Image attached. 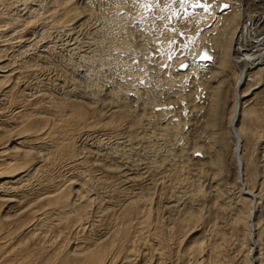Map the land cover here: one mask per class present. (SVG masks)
<instances>
[{"label":"rangeland","instance_id":"1","mask_svg":"<svg viewBox=\"0 0 264 264\" xmlns=\"http://www.w3.org/2000/svg\"><path fill=\"white\" fill-rule=\"evenodd\" d=\"M61 1L0 0V19L9 20V16L16 19L6 26L11 28L7 29L9 31H1L2 40L10 42L6 43L7 54L3 57L9 68L18 65L21 71L17 78L19 85L11 88L12 97L16 94L17 98L11 97V100L18 102L10 101V106L3 100L0 107L5 110L2 109L4 112H0V116L9 114L11 117L16 109H30V105H36V97L43 99L42 102L50 98L82 104L84 110H90L85 112L87 121L98 118L101 121L110 114L115 116H111L110 123L101 129L83 125V121L67 126L63 136L57 131L58 134H50L52 137L44 136L42 148L48 152L47 161L37 159L39 164L42 160L46 163L44 161L39 173L23 182L27 188L21 186L23 183L19 185L23 189L17 187V194L31 190L27 194L32 196L33 191L38 192L35 187L40 184L37 181L43 182L42 186L46 184L38 186L40 192L67 180L78 183L86 188L78 195L91 196L94 202L91 206L96 204L94 209L102 208L91 215L98 222L99 216L105 220L101 219L92 227L90 223L84 225V233L95 238L110 227L113 215L109 212L114 211L115 216L131 199L147 200V204L152 205L149 204L151 212L159 209L157 215L161 214L160 222L167 230L173 225L172 217L180 214L178 210L188 206L199 207L202 211L210 208L208 213L212 214L209 217L213 221L217 214L213 205L218 203L215 206L218 205V209L220 206L223 213L219 220L228 223L237 212L239 197L248 189L249 217L252 218H249L252 225L249 232L253 239L252 234L256 235L264 226V131L261 125L253 124L256 138H252L253 135L252 139L242 141L244 146L239 154L243 158V168L239 174L234 155L235 140L228 124L239 91L248 94L242 99L246 100L245 105L264 108V63L249 69L247 83L235 90L238 68L232 62L224 67L220 65L221 46H217L216 40L232 28L226 23L227 17L237 14L233 24L236 29L234 51L243 49L257 53L263 43L264 0H66L74 4L76 17L80 18L76 22L74 18L58 20L57 3ZM12 7L15 8L11 10ZM22 18L31 21L26 23ZM216 89L218 115L212 126L208 114ZM43 112L49 121L57 116L51 109ZM6 120L5 125L13 127L9 119ZM241 127L249 129L245 124ZM260 132L258 138L256 134ZM55 134L58 136L53 137ZM67 134L73 151L68 157H62L53 151L55 144L52 142L58 138L65 141ZM210 138H216L213 147H210ZM216 152L222 154L223 160L219 169L214 170L211 159ZM217 182L220 192L215 190ZM198 185L204 195L196 198L193 190ZM108 215H111L109 220ZM211 224L197 221L194 225L199 232L203 229L199 234L206 238L204 241L212 237ZM162 233L165 238L164 229ZM161 235L154 239V245L162 239ZM260 238L263 241L264 235ZM261 240L256 246L263 253L264 264V242ZM162 242V249L146 248L148 251L144 249V253L141 250L136 261L148 256L146 261L154 260L160 254L162 264H182L179 262L180 245L176 248L171 242Z\"/></svg>","mask_w":264,"mask_h":264},{"label":"bare ground","instance_id":"2","mask_svg":"<svg viewBox=\"0 0 264 264\" xmlns=\"http://www.w3.org/2000/svg\"><path fill=\"white\" fill-rule=\"evenodd\" d=\"M68 2L63 0L60 3H57L60 9L58 10L60 11V15L58 17L59 19H57L63 22L69 19L72 20L74 18V21L76 22L80 18L76 17L77 14L76 9L73 6L74 4ZM14 8L12 7L11 10ZM77 13L79 14V12ZM15 16H17V14H15ZM237 16V14H233V16L229 15L227 17L228 19L226 23L228 22L227 24L231 25L233 28V24H235ZM9 18V20L5 18L0 19V104L3 102V100L7 101L8 103L10 101H17V98L14 97L16 94L12 97L14 92L11 93V88L15 84H17V86L19 85L17 78L21 74L18 65L9 68V66L6 65L7 61L4 60V57L7 54L5 46L6 43L10 42L7 40H2L1 31H5V29L6 31H9L7 29L11 28H7L6 26L16 22L14 16H9ZM22 20L26 23L31 21L29 19L23 18ZM249 21L252 22V20ZM232 28H230L228 33H224L222 36H220L221 38L216 40V44L217 46H221L218 61L220 62V65L224 67L226 63L232 62L238 68V76L235 85V90H237L241 85L247 83L249 79L248 70L258 64L264 63L262 62L264 61V35L261 36L263 43L260 48H258L257 53L246 52L243 51V49L241 51L235 52L232 44L234 40L233 37L236 34V29ZM3 34L5 33L3 32ZM234 46L237 48V43H235ZM16 89V92H18L19 88L16 87ZM217 92L218 90L216 89L211 113L210 115L208 114L209 117L211 116L209 124H212V126L216 123L215 121L218 115L219 101L218 95L216 94ZM247 95L248 94H245L242 91L236 93L238 100H235L234 104L232 105L233 111L228 124L229 130L231 131L230 133H232L235 140L234 155L237 161V173L239 174H241L243 168V158H241L239 154L241 146H244L242 145V141L244 139L249 140L256 138L254 131L252 130L253 124L255 126L261 125L260 127H262L264 131V108L262 109L263 106L257 107L254 104L245 105L244 102L246 100L243 101L242 99H244ZM11 97L16 99L11 100ZM36 98V105H30L28 103L30 105V109H16L14 113L12 112L13 115L11 117L8 116L9 114H4L5 117L3 118L0 116V264H162L163 261L161 262L162 259L160 257L159 251H157L159 257L157 258L156 256V259L154 260L149 259L150 261H146L145 259H147L149 256L144 260V257H140L139 261H136V258L138 255L140 256L141 250L144 253V249L146 248L149 250L156 248L162 249V241L164 240H166L167 243L171 242L176 246V248L180 245L181 249L179 254V262L182 264H263V253L260 252V249H257L256 244L257 241L259 242L261 240L260 237H263L264 235V226L262 231L259 228V231L256 233V235L254 233L252 234V239L251 232H249V230L252 228V225L249 223L250 212L248 209V196L250 193H248V189L246 192L243 191L242 195L239 197V207L237 210L235 208V211L237 212H234L235 215L229 219L230 221L228 220V223L219 220L222 218L223 213L222 210L220 211V206V209L217 208L218 205L215 206L218 204L215 202L216 204L214 203V207L211 205L213 208L216 207L215 209L217 211V214L214 216L215 219H212L213 221L210 220L212 214L210 216L208 213L210 208L207 210L203 209L202 211L199 207L195 208L193 206H188L187 208L183 207L181 210H178L180 214H176L174 217H172L173 225L172 227L170 226V229L168 227L167 230L165 226L162 225L163 222H160L161 219L159 216L161 214L157 215V211L159 209L157 210V208H155L157 211L153 210L154 212H151L152 209H150V206L152 205L150 203L147 204V200L143 201L131 199V201L129 200L121 206L120 212L118 210L119 213H117L115 216L114 211H108L111 215H113V219L111 218V224H109L110 227L106 228L105 233L95 238L87 233L85 234L84 228H86V223H90V227H92L93 225L100 223L101 219L105 220L102 216H99L100 221L98 222V219H95V217L92 216L94 211L100 210L102 208L99 206L97 209H94L96 204L93 207L91 206L94 204V202H92L91 196L78 195L80 190L82 191L83 189H86L83 188V186L80 187L78 183L75 182V184L73 181L67 180L66 183H57L51 185L45 190L42 188L44 192H40L38 186L45 187L46 184L42 186L41 184H43V182L41 183L35 179L37 183L39 182L40 184L35 187L38 192H35V194L33 191L35 195L32 193V196H29L27 193H29L31 190L28 191L26 189L25 190L28 192L25 191L22 193L23 191H19V194H17V187L25 185L23 182L28 180V177L32 176V174L41 171L44 161H47L48 152L44 151V147L42 148V143H44L42 138L44 136L48 137L51 133L56 131L60 133V136H63L62 134L64 132L66 133L64 130L67 126L83 121L84 122L81 123L83 125L86 124L87 126L89 124L90 126L100 127L101 129L104 128L103 125L110 123L109 118L111 116H115V114H110L107 119L105 118L101 121L98 120L99 118L97 120L95 119L94 121H87V114L85 115V112L90 110L87 108V110H84L82 104L81 107L76 103H70L64 100H53L50 98L47 100L44 99L45 101L42 102L43 99L41 100L40 97ZM23 99L25 98L23 97ZM25 100H27V98ZM39 100L42 103H40ZM9 104L11 106V103ZM21 107L23 106L21 105ZM85 107H87V105ZM2 109L3 108L0 107L1 113L4 112ZM6 109L9 111L8 105ZM49 109H51V111H53L58 117L56 116L53 118V120L49 121L48 116L45 114L46 112H43ZM49 113L52 115V112ZM6 119H9L13 127H9L10 124L9 126L5 125L8 123L5 122ZM112 120H114V117ZM114 121L112 124L115 123ZM241 124H245L249 129L242 128ZM210 127L211 126H209V128ZM73 129H75V127ZM209 130L211 132V129ZM67 131H69V129ZM261 132L259 135L256 134L258 138L260 137ZM57 134H55L53 137L58 136ZM253 135L255 137H252ZM248 136L250 137L248 138ZM208 137L206 140H209ZM69 138L70 136L67 134L65 141L63 139L59 140V138L58 140L54 139L55 141L52 142V144H55L52 147L53 151L59 153L62 155V157L63 155H67L70 152L72 153L73 145L71 138ZM210 139L211 145L208 142L207 144H209L210 147H213L215 142L214 139L216 138ZM207 147L209 146L207 145ZM75 150L77 151V149ZM74 156H76V154H74ZM41 158L45 159L42 160L43 163L40 161V163L43 165L37 162V159ZM74 160L75 159H72L71 161ZM222 160V154L220 152H216L213 160L211 159L212 165L215 167L214 170L219 169L218 165L221 166ZM27 182L26 184H28ZM21 183L23 184L21 185ZM83 183L84 182H82V184ZM76 185L77 188L75 187ZM216 185V192H220V190H218L219 183L217 182ZM23 188H27L26 185L23 186ZM193 191H195V195H197L196 198L204 195L200 185L196 186ZM84 192L86 191H83V193ZM83 193L81 192V194ZM94 200L98 201L96 198ZM170 208H172V206ZM110 216H106L108 220V217ZM256 216H259V214ZM169 218H171V215ZM197 221H209L212 223L210 231V235L212 236L211 238L208 236L209 238L204 241L206 238L203 239L204 237L199 234L202 233L203 229H200L201 232H199V229H196V226H194ZM162 228L166 233L165 238L162 236L164 235L162 233ZM255 230L257 231L256 228ZM159 235H161L162 241L159 239V243H157L158 246H156L157 244L154 245V239H158ZM168 235L170 237L173 236L174 238L171 237L170 239ZM167 236L169 237L168 240L170 241L166 239ZM146 239H148V241ZM182 240L183 244H180ZM262 242H264V240ZM152 244L153 246H150ZM231 245L232 247L230 248ZM138 247L139 250L136 251ZM232 248H234L233 251H231ZM147 249L146 251H148ZM155 251L156 250H153V252ZM146 255L147 253L145 256ZM153 261H155V263Z\"/></svg>","mask_w":264,"mask_h":264},{"label":"snow or ice","instance_id":"3","mask_svg":"<svg viewBox=\"0 0 264 264\" xmlns=\"http://www.w3.org/2000/svg\"><path fill=\"white\" fill-rule=\"evenodd\" d=\"M201 6H203V5H201ZM203 58H208V57H203Z\"/></svg>","mask_w":264,"mask_h":264}]
</instances>
